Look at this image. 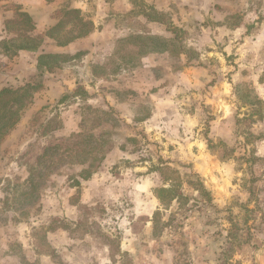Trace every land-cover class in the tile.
Returning a JSON list of instances; mask_svg holds the SVG:
<instances>
[{"label":"rangeland","instance_id":"374dc122","mask_svg":"<svg viewBox=\"0 0 264 264\" xmlns=\"http://www.w3.org/2000/svg\"><path fill=\"white\" fill-rule=\"evenodd\" d=\"M20 12L36 51L6 50ZM26 84L0 264H264V0H0Z\"/></svg>","mask_w":264,"mask_h":264},{"label":"trees","instance_id":"16d2710c","mask_svg":"<svg viewBox=\"0 0 264 264\" xmlns=\"http://www.w3.org/2000/svg\"><path fill=\"white\" fill-rule=\"evenodd\" d=\"M69 14H76L78 15L79 12L76 10H69L67 15ZM17 21L7 23L8 25H18L20 26L21 30L14 39H12L11 46L6 48L8 51L19 52V51H36L38 46L41 44L42 39L39 36L31 35L34 30V24L32 22V18L26 14L20 12L18 15ZM55 58L57 56H50V55H41L39 56L38 65L41 67L45 64L41 61L43 58ZM51 67H48L50 69ZM32 89L33 86L31 84H26L22 87L18 88H3L0 90V144L7 138L12 130L15 129L22 113L24 110L30 105L32 102ZM173 193L171 188H160L158 190L157 198L161 201L162 194L170 193L171 197L170 200L174 201L177 196L176 193ZM175 195V196H174ZM179 199V196L178 198ZM176 199V200H177ZM160 212L157 211L155 215H158Z\"/></svg>","mask_w":264,"mask_h":264}]
</instances>
